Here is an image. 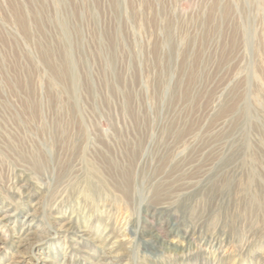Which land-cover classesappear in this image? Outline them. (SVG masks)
Returning a JSON list of instances; mask_svg holds the SVG:
<instances>
[{
  "label": "rangeland",
  "instance_id": "obj_1",
  "mask_svg": "<svg viewBox=\"0 0 264 264\" xmlns=\"http://www.w3.org/2000/svg\"><path fill=\"white\" fill-rule=\"evenodd\" d=\"M0 264H264V0H0Z\"/></svg>",
  "mask_w": 264,
  "mask_h": 264
},
{
  "label": "bare ground",
  "instance_id": "obj_2",
  "mask_svg": "<svg viewBox=\"0 0 264 264\" xmlns=\"http://www.w3.org/2000/svg\"><path fill=\"white\" fill-rule=\"evenodd\" d=\"M36 180L40 181L38 178ZM40 185H42L41 182ZM8 186H11V179L8 181ZM102 186L101 187L104 188L106 185L103 184ZM59 187H61V183H56L53 187L54 191H60L61 188ZM101 187H99V189ZM116 188L118 191L122 192V194L126 192L125 190H121L123 188ZM15 189L17 191L20 190L19 187ZM89 190L90 193L93 192V189L90 188ZM57 195H61V193L58 192ZM172 208H174V206H172L171 203H150L144 208L141 207L136 216H130L129 214H126L127 210L122 207L121 201L117 203V206H110L108 211L106 210L105 213L107 214L108 219L112 220L114 223V229L111 232L117 234L120 239L118 242L121 246L129 244L131 242L130 240H134V242L132 241L134 244L135 241L137 244L139 242L138 240H145L146 245L157 248L158 250H156V252L165 258V262H168L166 258H168L169 261H173V259L175 260L173 253L177 252L179 248V245L171 242L172 238H182L183 240H186L189 245L191 244L192 236L200 233L197 226L190 221L186 222L184 219L179 220L180 218L173 221L168 219L165 215L166 213L171 212ZM181 209H183V207H178V210ZM188 224H192V226H189ZM205 235L208 236V240L204 244V247L206 246L207 250H212V253H215L216 256L219 255V252H217L218 248L215 246H220L225 242L224 236L215 230L211 231L210 234L206 233ZM216 241H218L217 245H215ZM137 246H139V243ZM137 249L140 250V246L137 247ZM16 251H18V248ZM225 252L227 251L225 250L224 253ZM181 253L183 254L184 251H181Z\"/></svg>",
  "mask_w": 264,
  "mask_h": 264
}]
</instances>
